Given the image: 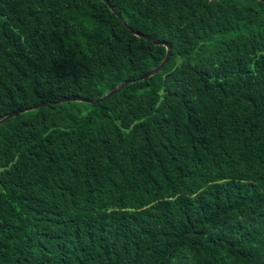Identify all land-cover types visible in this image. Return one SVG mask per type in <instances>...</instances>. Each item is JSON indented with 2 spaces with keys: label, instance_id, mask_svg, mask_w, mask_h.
Returning a JSON list of instances; mask_svg holds the SVG:
<instances>
[{
  "label": "trees",
  "instance_id": "16d2710c",
  "mask_svg": "<svg viewBox=\"0 0 264 264\" xmlns=\"http://www.w3.org/2000/svg\"><path fill=\"white\" fill-rule=\"evenodd\" d=\"M0 0V264H264V5ZM97 103L60 99L100 98Z\"/></svg>",
  "mask_w": 264,
  "mask_h": 264
},
{
  "label": "water",
  "instance_id": "95a60500",
  "mask_svg": "<svg viewBox=\"0 0 264 264\" xmlns=\"http://www.w3.org/2000/svg\"><path fill=\"white\" fill-rule=\"evenodd\" d=\"M100 1L121 22V24L126 29L129 30V32L133 36H135L137 38L145 39L147 41H150L154 45L162 46L165 49V55H164V58L162 59V61L156 67H154L151 70H149L145 75H143L142 77L136 79V81L145 80V79L155 75L156 73H158L161 70V68L163 67V65L168 61V58L170 56V46L167 43H165V42H154L153 38L151 36H148V35H145V34H141V33H138V32H135V31L131 30L128 27V25L126 24V22L124 21V19L121 17V15L118 13V11L116 9H114L113 7H111L108 4L107 0H100ZM256 1H259V2H261L264 5V0H256ZM131 83H133V80L124 81V82L118 84L117 86H115L111 91H109L108 93H106L105 95H103L100 98L88 99V100H85V99H82V98H66V99H60V100H58V101H56L54 103H51V104H61V103H67V102H77V103H85V104L97 103V102H100V101H102L104 99L110 98L111 96L116 94L119 90H121L124 86H126L128 84H131ZM47 105H48V103H43V104L31 106L29 108H25V109H22V110H19V111L12 112V113L6 115L5 117L1 118L0 119V124H2L5 121L15 117L17 114H22V113H25V112H28V111H33V110H36V109L41 108V107H46Z\"/></svg>",
  "mask_w": 264,
  "mask_h": 264
}]
</instances>
